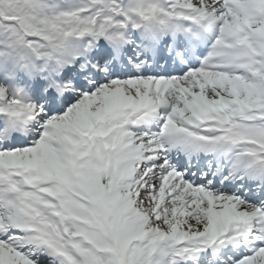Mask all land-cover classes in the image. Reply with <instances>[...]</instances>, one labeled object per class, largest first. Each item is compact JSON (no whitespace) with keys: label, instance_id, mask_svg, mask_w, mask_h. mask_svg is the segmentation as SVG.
Masks as SVG:
<instances>
[{"label":"snow or ice","instance_id":"snow-or-ice-1","mask_svg":"<svg viewBox=\"0 0 264 264\" xmlns=\"http://www.w3.org/2000/svg\"><path fill=\"white\" fill-rule=\"evenodd\" d=\"M0 264H264V0H0Z\"/></svg>","mask_w":264,"mask_h":264}]
</instances>
